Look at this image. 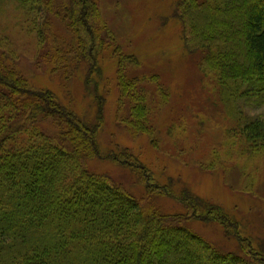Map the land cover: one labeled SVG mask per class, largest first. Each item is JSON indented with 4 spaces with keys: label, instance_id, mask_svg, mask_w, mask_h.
<instances>
[{
    "label": "trees",
    "instance_id": "16d2710c",
    "mask_svg": "<svg viewBox=\"0 0 264 264\" xmlns=\"http://www.w3.org/2000/svg\"><path fill=\"white\" fill-rule=\"evenodd\" d=\"M139 1L113 0L106 15L98 0H0V14L15 9L19 32L0 29V264H264V211L245 215L200 196L182 178L166 175L164 182L131 147L102 138L109 61L118 127L158 153L187 145L179 140L193 101L165 133L159 129L173 87L158 69L145 72L122 22ZM162 1L171 6L165 26H180L185 62L202 77L198 91L225 124L205 156L191 159L196 172L219 175L224 189L264 201V115L248 113L264 104V0ZM20 39L30 41V57L51 80L81 79L94 116L82 118L51 89L30 82L21 72ZM203 117H195L200 133ZM95 161L133 177L143 196L115 182L118 174L92 170ZM162 198L184 212H164L153 203ZM195 223L216 228L238 251L222 250Z\"/></svg>",
    "mask_w": 264,
    "mask_h": 264
},
{
    "label": "rangeland",
    "instance_id": "374dc122",
    "mask_svg": "<svg viewBox=\"0 0 264 264\" xmlns=\"http://www.w3.org/2000/svg\"><path fill=\"white\" fill-rule=\"evenodd\" d=\"M98 1L101 4L102 10H105L104 13L106 15L109 14V8L112 11L115 10V7L110 5L113 0ZM121 1L125 3V0ZM128 1L132 2L133 0ZM136 5L137 7L135 10L137 12H130V7L127 3L129 12L126 14L123 13L124 18L122 19L123 24L127 25V30L132 31L130 37L132 40H130V44L133 47V51L145 62V72L149 73L154 71L153 69H158L163 75L165 83L169 84L171 88L173 87L171 106L167 112L161 115L159 119V122L161 121L159 129H162L164 131L163 133H165L169 126L170 119L176 115H180L182 109H184V105L193 101L194 105L191 104L187 124L190 126L187 132H191L187 136V138L189 137L188 139H186L185 136L186 132L184 133V137L179 140L182 143L183 140H187V145H183L185 149L181 151L164 149L158 153L151 147L147 139L143 137L137 139L130 138L123 129L118 127V93L115 88L116 67H114L113 62L107 61V64H105L107 68H105L104 81V85L106 84L107 87V97L102 138L107 142L113 141L115 147L117 144L123 147H131L135 153L141 155L142 159L152 167L154 172L158 174L164 182H167V176L182 178L183 181L192 186L200 196H208V198L220 201L232 209L236 207L237 210H240L245 215L251 214V216L259 217L262 211H264V201L261 200V198H249L247 194H240V192L224 189L222 183L223 178L219 175L215 177L212 174H199V172H196L191 159H193L194 156H205L207 153L206 150L217 142L222 131H224V119H222L219 114H216L218 109L212 108L205 99L203 100V93L200 94L198 91L201 89L202 85L199 78L202 77L199 75L195 66L190 68L185 62L181 48V39L179 38L180 26L173 21L165 26L164 21L170 14L171 6H167L162 0H140ZM4 11V13L0 14V29H6V34L14 37L19 33L14 28L16 23L14 17L15 9L13 6H7L4 7ZM57 30H59V33L63 32L61 27H58ZM117 36L121 45L126 48V45L122 43L118 33ZM18 41L17 43L20 49L18 54L21 57L20 62L23 60L20 63L22 66L21 72L27 76L32 84L37 87L51 89L60 97L63 103L73 108L82 118L94 116V112L92 114V111H90L91 105L87 103L89 100L85 97V91L82 88L80 78L72 77L69 79V82H67L64 77H55L51 80L49 73H45L44 69H42L44 65L40 64L41 66H39L37 61H33V58L30 57V41L25 39H20ZM40 67L41 69H39ZM70 72H72V70H70ZM72 75H74V73H72ZM106 76L110 77L106 78ZM204 93L207 94L205 91ZM207 95L205 96L207 97ZM195 105L197 107H195ZM249 111L248 113L252 112L251 114L254 116L264 115V104H261L259 107L257 106L255 110ZM196 116H205L203 118H206V122H208L205 126L204 133H200L194 128L197 125L195 122ZM162 130L160 131L162 132ZM169 141L172 145L178 142L177 140ZM208 144L209 146H207ZM186 159H188V161H186ZM90 166L92 170L94 169V171H99L100 173L107 172L110 175L118 174L119 176L117 175V177L114 178L115 182H124L125 189L137 196H143L144 190L135 185L136 181L133 177L116 169L115 166L109 163L99 164L96 161L91 162ZM220 187L222 189H220ZM153 203L166 213L184 212L183 207L173 200L162 198L160 200H155ZM192 228L206 237L209 241L222 248V250L227 252L238 251L237 242L227 241L216 228L206 227L200 223L193 224ZM259 231L262 232L261 230ZM259 231L257 230L255 233Z\"/></svg>",
    "mask_w": 264,
    "mask_h": 264
}]
</instances>
